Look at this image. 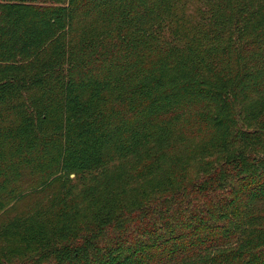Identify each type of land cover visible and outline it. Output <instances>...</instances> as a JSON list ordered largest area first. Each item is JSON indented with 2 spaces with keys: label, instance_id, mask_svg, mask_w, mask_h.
Wrapping results in <instances>:
<instances>
[{
  "label": "trees",
  "instance_id": "1",
  "mask_svg": "<svg viewBox=\"0 0 264 264\" xmlns=\"http://www.w3.org/2000/svg\"><path fill=\"white\" fill-rule=\"evenodd\" d=\"M38 191L0 264H264V0H0V211Z\"/></svg>",
  "mask_w": 264,
  "mask_h": 264
},
{
  "label": "rangeland",
  "instance_id": "2",
  "mask_svg": "<svg viewBox=\"0 0 264 264\" xmlns=\"http://www.w3.org/2000/svg\"><path fill=\"white\" fill-rule=\"evenodd\" d=\"M198 7V4H193L192 5V12L194 13V10H196V8ZM156 181V177H152L151 181L149 182V184H152ZM129 184H128V188H134V191H132L130 194L131 195H135L137 197L140 196V193L144 191V189L147 191H149L150 185L145 186L144 184H148V183H143V185H141V183L139 181H135L134 179H129L128 180ZM142 186V187H140ZM41 191H38L35 194H30L25 196L24 198H22L20 201H14L13 203L9 204L6 208V210L4 212L0 211V223L2 222V220L5 217H10L13 214H17V213H27V212H31L32 210H34V208L36 206H38L39 204H41L42 202H44L45 198H43L41 195ZM150 195H157L154 192L150 193ZM13 246V244H11ZM1 247V244H0Z\"/></svg>",
  "mask_w": 264,
  "mask_h": 264
}]
</instances>
